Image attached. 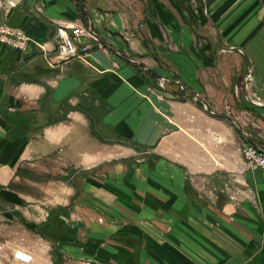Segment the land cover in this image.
I'll return each instance as SVG.
<instances>
[{
  "label": "crops",
  "instance_id": "crops-1",
  "mask_svg": "<svg viewBox=\"0 0 264 264\" xmlns=\"http://www.w3.org/2000/svg\"><path fill=\"white\" fill-rule=\"evenodd\" d=\"M84 8L112 48L84 34L59 61ZM0 24L32 39L0 41V264H264V170L181 96L264 147L262 0H0Z\"/></svg>",
  "mask_w": 264,
  "mask_h": 264
},
{
  "label": "built area",
  "instance_id": "built-area-1",
  "mask_svg": "<svg viewBox=\"0 0 264 264\" xmlns=\"http://www.w3.org/2000/svg\"><path fill=\"white\" fill-rule=\"evenodd\" d=\"M264 6V0H262ZM44 3H37L34 8L38 11H43ZM84 34H93L90 30L82 26H72L69 28L65 25H58L56 28V41L57 46L55 49V56L57 60L63 61L73 57L85 58L89 47L79 46L77 40L80 36ZM94 35V34H93ZM92 35V36H93ZM31 38L25 33L21 28L10 27L6 24H0V41L9 44L14 49L22 50L30 42ZM161 86V82L159 81ZM258 102L260 99H254ZM264 103V102H263ZM244 159L246 164L252 168H260L264 170V153L258 148L253 146L249 141H245L242 146ZM233 198V196H231ZM5 242L0 238V255L5 250ZM15 256L29 261L31 256L25 254L22 251H16Z\"/></svg>",
  "mask_w": 264,
  "mask_h": 264
},
{
  "label": "water",
  "instance_id": "water-1",
  "mask_svg": "<svg viewBox=\"0 0 264 264\" xmlns=\"http://www.w3.org/2000/svg\"><path fill=\"white\" fill-rule=\"evenodd\" d=\"M84 10H85V12L88 14V18H89V21H90V23H89V29H90V31L99 39V40H102L104 43H106L105 42V40L97 33V32H95V30L93 29V24H92V18H91V16H90V14L88 13V11H87V9L86 8H84ZM218 41L220 42V39L218 38ZM106 45L107 46H109V47H111V45H109L108 43H106ZM112 48V47H111ZM238 49H240V48H238ZM115 50V52L117 53V54H120L127 62H130V63H132V64H135V65H143L145 68H147V69H149V70H151L152 72H154L155 74H156V76H157V78H158V80H160V82H161V85L163 86V89L165 90V91H167V92H169V93H171V94H173V95H175V96H178V93L177 92H174V91H171V90H169L166 86H165V82H166V80H169V78L168 77H166V76H163V75H161V74H159V73H157L155 70H153L152 68H150L148 65H146V64H144V63H142V62H140V61H138V60H136V59H134V58H132V57H127V56H125L124 54H122V53H120L118 50H116V49H114ZM241 50V49H240ZM252 77V69L249 71V73L247 74V76H246V86H247V83L249 82V80H250V78ZM182 97H185V98H192V99H194V100H196V101H201L202 103H203V106L206 108V110L208 111V112H210V113H212V114H214V115H216V116H219V117H221V118H223V119H226V120H228V121H230L233 125H235L239 130H240V132L243 134V136H244V138L247 140V141H249L253 146H255L256 148H258L260 151H262L263 153H264V147L261 145V144H259L257 141H255L248 133H247V131L244 129V126H243V124L237 119V118H235L234 116H232V115H230V114H224V113H218V112H215V111H213V109L211 108V106H210V104H209V102L206 100V99H204L198 92H194V93H185V94H183V95H181ZM249 100L252 102V103H254V104H256V105H261V106H264V103L263 102H258V101H256V100H254V99H251V98H249Z\"/></svg>",
  "mask_w": 264,
  "mask_h": 264
},
{
  "label": "trees",
  "instance_id": "trees-1",
  "mask_svg": "<svg viewBox=\"0 0 264 264\" xmlns=\"http://www.w3.org/2000/svg\"><path fill=\"white\" fill-rule=\"evenodd\" d=\"M34 227V229H36L37 231H39L41 234H43V235H45V236H47V237H49V238H52V236H51V232H50V228H49V224L47 223V224H42V225H34L33 226Z\"/></svg>",
  "mask_w": 264,
  "mask_h": 264
},
{
  "label": "rangeland",
  "instance_id": "rangeland-1",
  "mask_svg": "<svg viewBox=\"0 0 264 264\" xmlns=\"http://www.w3.org/2000/svg\"><path fill=\"white\" fill-rule=\"evenodd\" d=\"M129 55H137V57H139L140 55H138V54H129ZM141 57V56H140ZM142 57H146V56H142ZM149 60V59H148ZM142 70H143V72H145L146 74H148V75H150V77H151V79L155 82H157L158 83V85H159V81L160 80H158V78L156 77V75L154 74V73H152L149 69H147V68H145V67H140ZM159 87L162 89L163 88V86L161 85H159Z\"/></svg>",
  "mask_w": 264,
  "mask_h": 264
}]
</instances>
